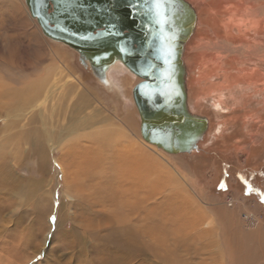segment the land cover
Segmentation results:
<instances>
[{
  "label": "rangeland",
  "instance_id": "obj_1",
  "mask_svg": "<svg viewBox=\"0 0 264 264\" xmlns=\"http://www.w3.org/2000/svg\"><path fill=\"white\" fill-rule=\"evenodd\" d=\"M185 1L191 7L197 3L193 7L197 22L193 35L195 29H202L200 20L197 21L198 15L202 20L204 17V21L210 22L206 13L211 9L210 14L216 13L217 18L221 14L222 19H227L232 11L225 9L237 5L236 0ZM218 9L223 13H219ZM193 35L185 44L183 54L189 50ZM259 35L264 39V27L260 28ZM213 41L211 39V44ZM204 47L213 49V46ZM211 57V62L215 63L212 53ZM183 60L185 63V55ZM228 64L227 70L230 71L232 65ZM185 67L188 70L186 63ZM240 67L244 68V65ZM215 70L212 67V74ZM107 79L109 85H104L88 67L80 63L75 52L46 39L37 23L30 18L24 0H0V164L6 160L5 157L12 161L17 160L14 157L18 158L16 164L10 161L15 166L11 168L15 179H11L21 184L20 179L39 182L29 194L15 191L13 205L7 210H3L7 196L0 194V264H105L106 259L113 256L111 249H108L111 231L103 223H99L103 225L101 229L91 233L93 238L83 233L82 239L88 243L87 249L79 251L78 247L75 248L79 237L71 231L77 228V233L82 232L86 217L90 216L88 213L80 215L77 208L63 211L59 215L60 224L55 221L59 213H51L49 222L56 223L49 231L47 228H37L33 218L37 210H40L37 206L40 197L50 194L55 206L66 199L60 164L55 162L60 161L61 154L57 151L51 153L49 167L44 168L40 174H37L31 157H19L20 151L26 154L32 147L34 127L42 129L48 120L49 127H56L55 115L60 102L65 101L63 106L66 105L65 113L68 114L71 107L78 105L80 94L90 100L88 108L80 115L81 120L89 119L94 112H98L99 119L107 117L112 125L122 127V120L127 118L131 136L129 139L139 147L149 145L152 149L148 154L153 163L161 165L162 180L159 185L153 177L150 180L149 191L157 195L150 199L149 205L156 206L160 202L172 206L175 204L172 208L160 209L157 216H161L162 220L156 222L166 230L162 232L166 239L163 242V253L167 252L169 264H248L259 258L260 247L264 242V203L261 202L264 199V126L258 128V125H253L248 133L247 123H240L239 119L243 114L253 113L258 103H262L261 98H255L257 102L252 100L247 105L244 103L245 106L243 104L232 114L215 112L208 105L205 106L208 110L196 113L187 101L191 112L206 117L208 125L209 120L211 123L205 138L198 144L197 152L172 155L146 143L140 136L139 116L131 96L134 85L140 80L120 66L111 69ZM71 86L74 88L71 89ZM11 93L18 95L23 106L20 104L18 109L15 107L7 112V108L14 102L9 100ZM27 101L28 104H24ZM227 103L229 107L233 106L229 101L226 106ZM235 117L239 119L234 121ZM220 121H225V125L218 124ZM104 124L100 122V126ZM251 134L253 139L247 136ZM129 139L128 144H131ZM170 179L181 182L183 194L179 192L172 196L174 184ZM190 209L196 215L199 212L201 218L194 231L190 228L192 221L188 224L184 219H189L187 211ZM243 215H246L247 220H243ZM250 221L251 225L248 226ZM93 223L94 228L99 226L96 221ZM205 223L208 226L206 230L202 229ZM126 233L123 234L124 238H129L133 231ZM194 233L198 235L194 237ZM23 235V239H20ZM41 239H45L43 244ZM149 261L162 264L153 257ZM131 264H139V261Z\"/></svg>",
  "mask_w": 264,
  "mask_h": 264
},
{
  "label": "bare ground",
  "instance_id": "obj_2",
  "mask_svg": "<svg viewBox=\"0 0 264 264\" xmlns=\"http://www.w3.org/2000/svg\"><path fill=\"white\" fill-rule=\"evenodd\" d=\"M236 3L235 7L233 5L225 9L232 11L229 12L230 15L227 19H222L223 15L221 16V14L217 18V14L214 12L211 13V16L206 13V18L211 20L212 39H214L213 44H211L213 46L211 53L214 64L217 65L216 72L214 71V74H212V77L216 79V89L211 92L215 99L211 106L218 113L231 114L236 112L238 106H243L244 103L247 105L249 101L261 98L262 103L259 102L256 109L260 114L263 112L260 107L264 108V39H261L259 32L260 28L264 27V0H236ZM196 4L195 2L194 5ZM193 7L191 8L193 9ZM218 10L219 13H223L220 9ZM194 25L197 26V22ZM220 38H223L224 41ZM227 59L232 68L226 73L222 70V66ZM242 64L244 68L240 67L241 69H239ZM50 71L48 70V72ZM72 88L74 87L71 86ZM227 91L229 98L225 100ZM9 100H14V102L12 106L7 108V112L12 111L15 107L18 109L21 104L18 95L11 93ZM89 101L86 95L80 94L78 105L71 107L68 114L65 113V110H67L66 105L63 106L65 101H61L59 110L55 115L57 126L49 127L50 120H48L44 128L34 127L32 147L30 146L26 154L23 151L19 153V157H31L36 166L37 174H40L44 168L49 167L51 153L57 151L61 154L60 161H54L60 164L59 168L66 199L55 206L50 194L40 197L37 205L40 210H37L33 221L36 220L38 229L47 228L49 231L56 222L60 224L59 215L63 211H66L67 208H77L80 215H86L87 213L90 215L86 217L87 220L83 224L82 232L77 233V228H73L71 231L75 232L76 235L78 234L79 238L76 241L75 248L78 247L79 251H84L88 247V243L82 239L83 233L93 238L94 236L91 233L101 229L103 225L101 226L99 223H103L111 231L108 244L110 247L108 249L110 248L111 254H113L112 257L106 259L105 264H131L133 261H139V264H152L149 261L151 257L158 260V263L169 264L167 252L164 251L163 253V246H165L163 242L166 241L164 234H162L164 229L156 222L162 220L161 216H157L162 208L170 206L172 208L175 204L172 206L160 202L156 206L149 205L150 199L157 195V193L153 194L149 191L150 180L152 181L153 177V180L158 182L159 185L160 180H162L161 165L156 166L153 163L151 156L148 154V151L152 149L149 145L144 144V146L139 147L129 139L131 136L127 118L124 121L122 120V127L112 125L106 119L107 117L99 119L98 112H94L89 119L82 118L81 120L80 115L85 108H88ZM225 101L231 102L233 106L229 107L228 103L226 106ZM254 101L257 102V100ZM24 104H28V101ZM21 106H23V103ZM96 119L98 121H95ZM100 122L105 124L100 126ZM128 139L132 142L131 144H128ZM47 144L49 145L47 146ZM5 158L6 160L4 159L0 164V194L7 196L3 210H7L10 205H13V193L15 191L16 193L24 191L25 194H29L28 192L33 191L35 185L39 183L20 179L21 184L12 180L15 177L11 168H15V166L10 164L12 160L9 157ZM14 159L17 160L12 162L16 164L19 160L15 157ZM170 181H173L174 184L172 196H176L184 187H181L182 184L178 180L175 182L174 179H170ZM161 196H164V194ZM163 198L166 201L168 196ZM54 211L59 213L56 222H49V216ZM187 212H189V219H186V217L184 219L187 223L192 221L190 228L194 231L201 219L198 215L199 212L197 215L191 209ZM242 217L243 220H247L246 215ZM93 221H96L99 226L94 228ZM250 223L251 221L247 225L249 226ZM253 225L255 226V224ZM202 227L206 230L208 226L205 223L202 224ZM126 231L127 233L133 231L130 236L132 239L130 237L124 238L123 234ZM197 235V233H194V237ZM23 237L24 235L20 239H23ZM41 240L43 244L45 239ZM260 248L259 258L249 261L248 264H258L259 262L264 264V242ZM30 260H33V258Z\"/></svg>",
  "mask_w": 264,
  "mask_h": 264
},
{
  "label": "water",
  "instance_id": "obj_3",
  "mask_svg": "<svg viewBox=\"0 0 264 264\" xmlns=\"http://www.w3.org/2000/svg\"><path fill=\"white\" fill-rule=\"evenodd\" d=\"M24 3L42 35L75 52L104 85H109L108 72L118 66L140 80L131 96L143 141L172 155L199 150L208 120L187 105L183 52L193 35L196 14L185 0ZM157 19L160 25L154 23Z\"/></svg>",
  "mask_w": 264,
  "mask_h": 264
},
{
  "label": "crops",
  "instance_id": "obj_4",
  "mask_svg": "<svg viewBox=\"0 0 264 264\" xmlns=\"http://www.w3.org/2000/svg\"><path fill=\"white\" fill-rule=\"evenodd\" d=\"M210 11L211 9L208 10V15L210 14ZM202 18L203 20L201 19L200 15H198L197 21L200 20L199 23H200V26L202 25V29H198V28L195 29V32H194V35L191 41V46L185 54V63L188 68V70H186L187 71V77H186V80H187L186 87L187 88L186 89H188L186 93L187 101L192 111L196 113L202 110L203 111L208 110L205 107L206 105H208L215 112H217L211 106L215 102V99L213 95L211 94V92L216 89L215 79L212 78V67L214 65L215 67L214 70H215L217 68V65L211 62V58H212L211 49L209 48L207 49L204 47V46H211V43H212L211 42V39H212L211 21L206 22V20L204 21V17ZM220 39L224 41L223 38H220ZM224 63L222 66L223 67L222 70L227 72L228 71L227 68L229 67L228 59ZM228 91H227V96L225 97V100L229 98ZM239 108H241V106H238L236 108V112L238 111ZM222 114H225V112H223ZM240 118L242 119V122H241V119L237 117L234 118V121L239 119L240 123H243V124L247 123L246 125L247 132L250 133L253 125H258L257 126L258 128H262L264 126V108H263V112L260 114H258V111L255 110L253 113H250L249 115H246V114L241 115ZM210 123L211 122L209 120V125ZM218 124L225 125V121H220L218 122ZM247 136L249 139L254 138L252 134L250 136L249 135Z\"/></svg>",
  "mask_w": 264,
  "mask_h": 264
},
{
  "label": "snow or ice",
  "instance_id": "obj_5",
  "mask_svg": "<svg viewBox=\"0 0 264 264\" xmlns=\"http://www.w3.org/2000/svg\"><path fill=\"white\" fill-rule=\"evenodd\" d=\"M169 3H171V0H169ZM159 6H160L159 3L157 2V8H159ZM154 23L157 25H160L162 23V21L157 19L154 21ZM60 30L64 31V29H60ZM73 35H76V34H73ZM115 35H120V33L117 32V33H115ZM120 51H121V55L125 54V49L122 48V49H120ZM221 188H224V185H221ZM249 191H251V189H249ZM261 202L264 203V199H262Z\"/></svg>",
  "mask_w": 264,
  "mask_h": 264
}]
</instances>
